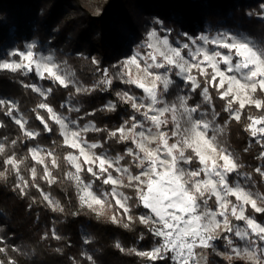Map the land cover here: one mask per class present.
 <instances>
[{
	"label": "trees",
	"instance_id": "16d2710c",
	"mask_svg": "<svg viewBox=\"0 0 264 264\" xmlns=\"http://www.w3.org/2000/svg\"><path fill=\"white\" fill-rule=\"evenodd\" d=\"M80 4L77 0H0V50L13 40L21 48L26 39H31L35 41V50L45 44L54 47L56 54L66 60L73 76L88 88L97 79L104 80L105 72L113 76L111 87L96 86L83 93L71 84L65 88L53 80L39 79L35 71L0 69V100L16 101L26 128L39 133L35 139L27 137L13 118L5 114L7 109L0 106V144L4 145V151L0 152V233L8 236L10 242L6 257L17 260V264H152L136 254L152 249L158 240L149 226L138 220L139 209H131L130 221L122 214L123 209L116 207L113 210L120 211L117 216L122 218L114 223L82 203L71 177L74 168L66 159L73 149L65 145L59 125L49 119L48 111L39 109L38 105L43 101L80 124L92 122L102 131L90 129L84 136L102 145L95 150L125 158L130 143L110 136L111 131L133 114L130 105L117 95L120 87L114 77L117 60L128 54L132 46L141 47L146 42L147 27L158 26L155 17L163 22L161 32L167 33L172 41L184 38L185 31L196 35L207 29L213 32L229 28L264 42V0H101L96 14H90ZM30 83L52 91L47 98L42 97L26 87ZM186 90L189 94L201 91ZM211 97L212 109L219 114L216 121L220 124L233 121L225 111L226 106L219 105L226 103L220 95ZM110 100L116 105L115 110L105 107ZM194 100L190 98L189 102L196 105ZM201 106L212 110L203 100ZM37 115L47 121L51 132L45 131ZM260 116L250 114L247 118ZM249 123L248 119L246 123L240 120L237 125L226 124V145L238 163H242V172L252 182L251 188L264 196V176L255 171L264 167V159H258L262 149L245 130ZM243 144L251 150L244 153ZM31 146H41L46 152V166L54 177L53 183L44 176V166L32 159ZM49 152L55 156L56 167L47 156ZM187 153L192 155L191 151ZM8 157L21 162L19 170L5 164ZM32 169L36 170L35 178L31 176ZM92 181L97 189L95 179ZM124 191L132 205L137 191L134 188ZM44 193L56 201L55 210L45 200ZM255 216L264 219L262 213ZM83 233L88 234V243L82 238ZM13 246L17 248L13 250ZM168 264H172L170 260ZM233 264L251 263L235 260Z\"/></svg>",
	"mask_w": 264,
	"mask_h": 264
},
{
	"label": "snow or ice",
	"instance_id": "6c2138e0",
	"mask_svg": "<svg viewBox=\"0 0 264 264\" xmlns=\"http://www.w3.org/2000/svg\"><path fill=\"white\" fill-rule=\"evenodd\" d=\"M156 23L162 24L163 22L157 19ZM164 31L170 30L164 29ZM147 37L148 48L158 52L161 59H157V55L152 52H146L143 55L147 57V60L143 65L140 63V54H137L129 58V61L125 62L122 67L127 69L129 63L136 65L138 69L143 67L146 75L152 77L151 86H147L139 78H133L126 71L124 75L128 79L123 82L135 85L142 91L143 96H135L128 91L117 93L119 98L125 104H130L133 111L143 116L144 120L141 121L137 115H132L129 117L131 124L129 120H125L124 124L110 132L111 137H118L119 141L131 140L135 145V149L127 148L125 153L138 162L136 167L139 171L136 174H133L128 167L119 166L124 156L111 158L106 154L86 151V149L102 147L96 143L89 145L83 138L82 133L88 132L89 128L71 130L69 124H74V121H65L64 118L56 115L46 103L39 104L38 108L46 109L51 114L49 119L61 125L65 145L79 150V156L69 154L66 157L76 169L75 179L77 181H80L79 173L84 170L79 163L83 158V163L87 166L86 171L96 180H102L105 185L121 184V180L113 178L109 172V169H113L122 176L127 175L128 187L136 188L139 203L151 213L150 216H140L139 220L142 224L148 225L151 234L158 238L156 247L148 251H137V255L145 257L152 264H168L169 260L172 264H199L198 253L195 250L197 248L216 250L214 242L222 239L227 242L231 251L218 254L226 256L229 261L239 257L253 261L254 264H264V225L245 215L247 205H251L255 212L262 214H264V207L258 206L257 199L253 198L255 194L241 186L239 182H232L233 174L240 175L241 165L237 162V158L226 148L215 146L216 137L208 136L212 121L207 118L206 113L201 112L199 104L190 106L186 95L178 96L177 101L171 104L165 98L170 86L174 83L169 72L172 69H178L174 75L182 78V83L189 86L188 91L194 92L201 89L200 94L208 103L212 101L209 87L217 88L219 91L227 82V89L221 91L219 95L220 99L232 97L228 99L225 108L230 119L236 121L241 119L240 110L232 108V104L238 99L240 109H243L246 104L254 105L257 110L264 109V101L254 98L255 93L264 91V48L258 47L246 38L224 32L210 36L206 34L189 35L185 31L183 33L185 42L182 46L177 45L176 47H171L168 37L159 36L155 28L147 33ZM153 40L155 43H152ZM157 45H160L163 50L161 51ZM209 45L213 47H207ZM33 48V45H29L26 51L14 49L9 55L20 57V60L26 63L4 62L0 63V69L12 71L26 69L29 72L35 70L39 79L53 80L59 86L68 87L70 81L60 74L61 69L59 65L52 63V57L37 60ZM219 49H224L226 52ZM209 68L211 72L207 70ZM152 69H163L164 71L155 72ZM193 70L196 71L195 75ZM104 75L105 79L100 82L101 86L106 84L111 87L112 78L107 75V72ZM198 76L205 77L208 87H202L198 82ZM26 87H31L33 91L45 98L52 91L51 88L41 90L35 85H26ZM76 91L88 90L77 88ZM241 91L245 93L244 99H240L238 95ZM0 106L7 109L5 114L13 118L27 137L35 139L39 135V133L28 131L25 128V121L13 117L16 109L11 101L0 100ZM105 107L108 110H115L116 105L110 102ZM169 115L171 120L168 118ZM218 115V113H213L212 119L215 120ZM37 119L44 125L45 131H52L42 116L37 115ZM248 119L250 123L245 130L250 132L253 140L262 149L258 159H264V115ZM145 122H149L150 126L146 127ZM169 125H171L170 128ZM163 128H169V131H163ZM91 130L102 131L96 127H92ZM69 131H71L70 136ZM218 131H223V129H218ZM257 137L259 139H256ZM170 138L174 140L171 144L169 143ZM157 139L159 143L155 149L145 146V140L156 142ZM15 143L16 141H13V144ZM200 145L212 147L214 152L218 151L219 161L222 163L204 155L200 150ZM188 149H191L194 155L186 154ZM2 151H4V145L0 144V152ZM29 152L38 164L45 163L38 148L29 149ZM47 156L52 157L53 153L49 152ZM194 160L199 167H191ZM20 163L13 157L5 161L6 165H11L17 170H19ZM52 165L57 166L55 159H52ZM255 171L264 176V167H258ZM32 175L35 178V169H32ZM44 175L52 177L47 166H45ZM53 182L54 177L49 179V183ZM84 193L86 195L81 196L84 203H88L89 199L95 204L103 203L102 199L92 192L91 185L84 187ZM105 195L108 194L105 193ZM111 195L131 221V209L126 203L128 198L125 197L124 202L117 198L115 187ZM213 197L217 205L216 210H202V205L206 207ZM229 197H235L236 203H233ZM44 198L50 204L52 203L48 196ZM52 206L55 210V205ZM230 216L238 221H244L246 227L243 230L239 228L234 230ZM217 217L222 219L218 220ZM113 220L115 221V217ZM232 235L242 241L246 240L247 247L244 250L238 249L234 245ZM56 238L59 239L58 236ZM85 243L88 241L86 240ZM117 247L119 248L120 245ZM123 250L121 248V251ZM4 251L5 249L0 247V253ZM88 260L92 261V257H88ZM8 264H14V261L9 260Z\"/></svg>",
	"mask_w": 264,
	"mask_h": 264
},
{
	"label": "rangeland",
	"instance_id": "374dc122",
	"mask_svg": "<svg viewBox=\"0 0 264 264\" xmlns=\"http://www.w3.org/2000/svg\"><path fill=\"white\" fill-rule=\"evenodd\" d=\"M77 1H78L79 4L81 3L80 6L81 7H84L85 10L87 12H89L90 14H96V13H98L97 5L100 3L101 0H77ZM253 10H254V8H251V11H253ZM157 19H159L161 21L160 18L155 17V20H157ZM162 27H163L162 24H158V26L151 24L150 26H148L147 27V30H146V33H145V35H146V41L148 40L147 33L149 31H151L152 29H154V28L157 30L159 36H161V37L167 36L168 37V34L167 33H162L161 32V28ZM218 32L232 33V34L238 35L240 37H243V38H246V39L252 41L258 47L264 48V42H261L259 40H256V39L251 38L250 36H248L246 34V32H243V31L240 32V31H237V30L234 31V30L229 29V28H226V29L220 28L219 30H214L213 32H209L208 29H207L204 32H202V31L201 32H198L196 35L206 34V35H210V36H215ZM168 39H169V37H168ZM184 42H185L184 38H178V39H176L174 41H172V40L169 39V45L171 47H176L177 45L182 46V44ZM152 43H155V40H153ZM23 45L24 46L20 48L19 46L16 45V41L13 40L12 42L8 43L3 48H1V50H0V63H4V62H21V63H26V61H21L20 60V57L11 56L9 54L14 49H20V50L26 51V50H28V46L29 45H33L34 48L32 50L35 53L36 59L37 60H40L41 58L51 56L52 57V63H55V64L59 65V67L61 69V73L60 74L63 75V76H65V78L68 81H70L69 84L73 85L75 87V89L81 88V89H84V90H88V91H80V92L85 93V92H90V90L92 88H95L96 86H101L100 85V82L101 81L98 80V79H97V81H95V83L93 85H90L89 88L86 87V85H84L83 83H81L79 80H77L73 76V72H72L71 68L68 66L66 60L64 58L59 57L56 54V52L54 50V47L50 46L49 44H45L44 46H41L38 50H35V41L34 40H31V39H26L24 41V44ZM157 47L160 48L161 51L163 50V48L160 45H157ZM207 47L212 48L213 46L209 45ZM219 50L222 51V52H226V50H224V49H219ZM146 52H152L153 54L157 55V59H161V57L159 56L158 52H155L153 49H149L148 46H147V43L145 42L144 44L141 45V47L132 46V49H131V51L128 54H126L125 56H123L119 60H117V66L115 68V75H114V77L116 78L115 80H117L120 83V84H118V85H120L118 93H123L124 91H128L132 95H135V96H143L142 91L140 89H138L135 85L130 84V83H124L123 82L125 79H128V77L124 75V73L126 71L129 72L133 78H139L147 86H151L152 77H149V76L146 75V73L143 71V67H141V68L138 69L136 65H133L131 63H129L127 69H125L124 67H122L125 64V62H128L129 61V58H131L133 56H136L137 54H140V63L143 65V63L147 60V57H145L143 55ZM147 62L150 63L151 61H147ZM7 70H10V69H7ZM20 70L23 73H29V71H27L26 69H20ZM207 70L209 72L212 71L211 68H209ZM33 71H35V70H33ZM152 71H155V72H163L164 70L163 69H152ZM176 71H178V69H172V71L169 72V76L172 78V80L174 81V83L170 86L168 94H166V97H165L166 98V101L168 103H170V104L171 103H175L177 101V97L180 96V95H186V96H188L189 100H190V98L191 99H195L194 100L195 103L196 104H199V105H200V102L202 100L205 101L204 98H203V96L200 95V92L201 91L200 92H195V93H190V94L187 92L186 89H188L189 86L182 83V78L181 77L174 75V73ZM193 74L194 75L196 74V71L195 70H193ZM228 75H232V73H228ZM108 76L111 77V78H113V76H112L111 73H109ZM197 79H198V82L202 85V87H208V85L205 82V77L198 76ZM218 80H219V78H218ZM28 85H35V87H37V88H39L41 90H45L41 86H39L38 84L30 83ZM106 86H108V85H106V84L103 85V87H106ZM210 89L211 90L209 91V95L215 97L216 95H219V93L221 91H225L227 89V82H225L224 88L219 89V91L217 90V88L210 87ZM36 93H38V92H36ZM238 95H239L240 99H244L245 98V93L243 91L239 92ZM231 98L232 97L229 96L226 99H223L222 101H225L226 103H220L219 105L222 106V108H223V104H224V106L227 107L228 99H231ZM254 98L255 99H260V100L264 101V91H258L257 93H255L254 94ZM5 99L2 98V100H5L7 102L8 101H11L15 105V109L16 110L13 112V117L22 119L23 121L26 122V120L22 116V113L18 110V108L16 106V103H15L16 101L11 100V99H8V98H5ZM145 100H146V98H145ZM110 102H111V100L108 102V104ZM41 103H45V102L42 101ZM189 104H190V106H193L190 102H189ZM212 105L213 104L208 103V107L211 108V109L213 108ZM72 107H74V106H72ZM232 108L233 109L240 110V112H241V119L240 120H243V123H246L248 121L247 116H249L250 114H257V115H261V116L264 115V109L257 110L254 105L246 104L243 109H240V101H239V99L236 100L232 104ZM200 109H201V112L206 113L207 118L212 121V125H211V127L209 129L208 136L209 137H212V136H215L216 137L215 142H214L215 143V146L217 148H226L229 152H231L234 155V153L226 145V137L225 136L228 133V130L226 129V124L228 126L229 122H231V124L234 123V124L237 125V123H239L240 121H236V120L228 121L227 120V122H225L224 124H220L219 122L216 121V119L215 120L212 119L213 113H217L215 111V109L214 110L213 109L212 110L205 109V106H201ZM53 112L56 115L61 116L62 118H64L65 121H74L75 122L74 124H69V129H71V130H74V129H77V128L83 129V128H86V127L89 128V129H91L92 127H94V124L92 122H85L83 124H80L77 120H70L66 116H64V115L56 112L55 110H53ZM50 115L51 114L49 113V116ZM132 115H137L138 118L141 121L144 120L143 116H140L139 114L135 113L134 111H133V114ZM168 118H169V120H171V116L170 115H169ZM145 123H146V127L147 126H150L149 122H145ZM181 123H183V121H181ZM122 124H124V122ZM129 124H131V121L130 120H129ZM58 125H59L60 132H62L61 125L60 124H58ZM170 127H171V125H169V128ZM238 127L241 129L242 126L240 125ZM25 128H26V126H25ZM169 128H163L162 130L163 131H169ZM221 128L223 129V131H218V129H221ZM26 129L28 131H32V130H30L28 128H26ZM155 131L156 130L153 128V132H155ZM32 132H34V131H32ZM68 135L69 136L71 135V131L68 132ZM169 135H170V132H169ZM82 136L87 141V143L89 145L92 144V143L100 144L97 141L96 142H92V141L87 140L85 138V136H84V133H82ZM63 139H64V136H63ZM256 139H259V137H257ZM128 142L130 143L128 148H134L135 149V145L132 144L131 140H128ZM173 142H174V140L170 138L169 139V143L171 144ZM144 143H145V146L148 147L149 149H155L158 146L159 141H158V139H157L156 142H150L149 140H145ZM248 145H249V143H248ZM248 145H247V147H248ZM243 146H244V151H245V149H247V151H250L251 150L249 148H246L245 144H243ZM194 147H196V145H194ZM37 148L40 150V155H41V157L45 161V163L42 164L44 166V170H45V166H46V152L44 151V149L41 146H31L30 147V149H37ZM136 150L139 151L138 149H136ZM200 150L203 152L204 155H206L210 159H216L218 162L222 163V161H219V152L218 151L217 152H214L212 150V147H209V146H206V145H200ZM86 151L96 152L98 154H106V155H108L111 158H115L117 156H123L121 154H115V155L114 154H110L106 150H102L101 152H98L95 149H91V150L86 149ZM187 151H191L192 155H194V153L192 152L191 149H188ZM247 151H245L244 153H246ZM69 154H71L73 156H79V150L78 149H73L72 152L69 153ZM69 154L67 156H69ZM186 154H188V153L186 152ZM52 159H55V156L54 155L50 158L51 163H52ZM68 162H69V160H68ZM237 162H238V160H237ZM79 163L81 164V166H82V168L84 170L79 173L80 181H77L75 179L76 169L74 168V166L72 165V163L69 162V164L74 168V171H75V172H73V174H72L71 177H72V179L74 181V185L78 189L79 197L81 198L82 195H86L84 193V187L86 185H91L92 192L96 196L100 197L102 199V201H103L102 204H95V203H92V201L90 199H89L88 203H84V201L81 199L82 203L84 205L88 206V207H89V204H91V207L90 208L96 214L101 215L103 217H106V218L110 219L111 221H113L114 223L121 222L122 216H121V218H119L117 216V213H121V212L120 211L118 212V211H114L113 210V209H116V207H118L119 209H121V208L119 207V205L116 204V200L115 199H113L114 200V203L116 205L114 207L113 203H111V201L109 200V197H110L109 195H111V193L113 191V188L115 187L116 192L118 194L117 195V198L121 199V201L124 202V198L125 197L128 198L127 194L124 191L125 188H130V189L134 188L135 191H136V188L135 187H128L127 186L128 185V177H127V175H123L122 176L119 172H116L113 169H109V172L112 174L113 178L120 179L122 183L121 184H118V185H115V186L112 185V184L105 185L102 180H96L91 174H89L86 171L87 166L84 165L83 158L80 159ZM137 163L138 162H136V161L133 160V157L126 155V157L123 160L120 161V165L119 166L120 167H128L133 174H136L139 171V169L136 167V164ZM240 165H241V168H242V166H243L242 163ZM191 167L192 168H197V167H199V165L194 160L193 161V164L191 165ZM241 168L239 169V172H240V175L239 176L233 174V176H232V182L233 183L239 182L241 184V186H243L248 191H250L253 194H255L253 198L257 199L258 206L264 207V196L260 192H257L254 188H251L252 182H250L248 180L247 176H245L243 174ZM15 170L17 171V169H15ZM94 170H95V168H94ZM0 176H2V172L1 171H0ZM31 176H33L32 173H31ZM18 177L20 178V175ZM52 178H53V176L52 177H46V179L48 181H49V179H52ZM92 178L95 179V184L98 185L97 189H95L94 182L92 181ZM201 178H203V177H201ZM105 193H107L108 195H105ZM45 196H48L50 198V200L52 202L51 204L49 203L48 200H46V201L51 206L52 205H55V208L58 207L56 201L52 197H50L47 193H44V197ZM136 197H137V195H136ZM257 197H260V198H257ZM128 199H127L126 203L130 206V209H132V208L133 209H139V212L137 214L138 220H139V217L140 216H150L151 215L150 211L148 209H145L139 203V200H137V198L132 203V205H130V203L128 202ZM229 199L232 200L233 203H236L235 197H229ZM216 207H217V205H216L215 197H213V198H211L209 200V203H208V205L206 207L202 205V210L207 211L208 209H211V210L215 211L216 210ZM255 213H257V212H255V210L251 207V205H247L246 206L245 215L246 216H249V217H252L259 224L264 225V219L258 218L257 216H255ZM122 214L124 215V213H122ZM125 216L128 219V216L126 214H125ZM113 217H115V221L113 220ZM132 219H133V217H132ZM217 219L220 220L222 218L221 217H217ZM230 220L232 222V226H233L234 230L237 229V228H239L240 230H243L246 227V224H245L244 221H238L234 217H231V216H230ZM221 228H223V225H221ZM82 238L84 239V241H86V240H88L89 236H88V234L83 233L82 234ZM232 240L234 242V245L238 249H240V250H244L247 247V241L246 240L245 241H242L238 237H236L235 235H232ZM0 241H2V242H0V247H3L5 249V251L3 252L4 254L0 253V264H8V261L9 260L14 261V264H17L18 263L17 260H14V259H12L10 257H6V254H7V245L10 243V242H8V236H4L2 233H0ZM214 243H215V249L216 250L203 249V248H197L195 250L198 253L199 264H233L235 260L248 261L251 264H254L253 261H249L246 258L245 259H241L239 257H237L233 261H229L226 258V256L218 254V253H224V252H230L231 251V249L229 248L227 242L224 241V240H222V239H220V240L215 241ZM156 246H157V244L154 247H156ZM13 248L16 249L17 246L16 247L13 246ZM170 263H172V262L170 261Z\"/></svg>",
	"mask_w": 264,
	"mask_h": 264
}]
</instances>
